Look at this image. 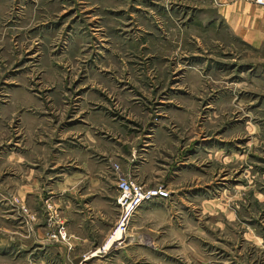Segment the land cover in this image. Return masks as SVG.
Segmentation results:
<instances>
[{"label": "rangeland", "instance_id": "374dc122", "mask_svg": "<svg viewBox=\"0 0 264 264\" xmlns=\"http://www.w3.org/2000/svg\"><path fill=\"white\" fill-rule=\"evenodd\" d=\"M217 6L0 0V264H39L10 245L12 226L36 222L14 197L15 157L53 180L101 166L117 196L118 175L138 182L114 159L133 161L146 140L160 159L151 187L170 198L131 217L146 250L133 264H150L149 249L154 264H264V23L226 26ZM44 205V241L60 243L66 226Z\"/></svg>", "mask_w": 264, "mask_h": 264}, {"label": "crops", "instance_id": "0c3cea01", "mask_svg": "<svg viewBox=\"0 0 264 264\" xmlns=\"http://www.w3.org/2000/svg\"><path fill=\"white\" fill-rule=\"evenodd\" d=\"M255 6L258 5L244 0H218L217 21H221L226 26H229L228 22H233L236 27H252L262 24L264 23V7L254 9ZM245 9L250 14H259L261 20L259 19L257 23L238 25L235 21L226 19L227 14L232 15L237 11H245ZM238 31L241 34H246L244 28L241 30L238 28ZM257 33L261 34V31L258 30ZM257 38L259 37L255 34L250 37V40L256 41ZM144 143L137 158L133 161L130 159V154L122 155L120 153L117 154L118 159L114 160L120 162L119 166L123 173H129L138 184L152 188V185L162 180L159 174L160 159L155 158L151 153L153 141L146 140ZM152 150H154V146ZM29 157L28 155L26 159L28 160ZM26 159L15 157L12 164H15L19 172L16 173L18 176L9 181L10 184L15 182L14 197L24 203L29 212L36 216V222L32 223L30 228L28 224L24 228L19 227L18 229L17 226L14 229L12 226L9 230L10 245L16 244L18 249L30 250V254L37 255L39 252L40 256L35 257L39 264H133L134 261L130 256L140 254L144 257L146 255L141 241L132 236L135 234L133 230L129 233L128 229L126 235L122 237L123 241L120 246L108 244L107 252L96 256L92 255L89 260L82 262L84 255H90L101 248L117 220L119 210L114 203L116 198L114 174L110 170L104 171L101 166L96 167L88 162V165L84 163L82 172L67 174L63 172L64 169H58L59 173L53 180L41 176L39 171L35 172L24 167L29 165ZM85 166L88 168L85 169ZM104 174L109 175L105 177ZM45 201L52 202L58 211L59 220L66 226L67 241H58L60 243L44 241L50 230L49 226L54 225L47 219L44 208ZM147 204L149 203H145V205ZM141 212L146 213L147 210H141ZM18 225L21 224L18 223ZM145 258H148L147 262L150 264H154L160 259L155 256L154 252H151V249L147 251Z\"/></svg>", "mask_w": 264, "mask_h": 264}, {"label": "built area", "instance_id": "2783aa9c", "mask_svg": "<svg viewBox=\"0 0 264 264\" xmlns=\"http://www.w3.org/2000/svg\"><path fill=\"white\" fill-rule=\"evenodd\" d=\"M244 1L264 7V0ZM115 168L117 169V166H115ZM117 188L118 194L115 198V203L118 207L119 214L114 228L101 248L90 255H84L82 262L89 260L92 255H99L101 253L107 252V245L109 243L120 246L123 241L122 237L126 235L128 231L131 217L143 204L152 202L154 200L165 201L169 198V191L165 187L158 186L148 188L132 180L126 179L122 175H118ZM56 238L63 242L68 240L64 228L58 229Z\"/></svg>", "mask_w": 264, "mask_h": 264}, {"label": "bare ground", "instance_id": "6f19581e", "mask_svg": "<svg viewBox=\"0 0 264 264\" xmlns=\"http://www.w3.org/2000/svg\"><path fill=\"white\" fill-rule=\"evenodd\" d=\"M261 17L256 14H250L248 11H237L234 13L232 16H229V21H235L240 25H246L252 23V20H257L259 21ZM261 20V19H260ZM112 245L113 243H109ZM96 256V255H94Z\"/></svg>", "mask_w": 264, "mask_h": 264}]
</instances>
